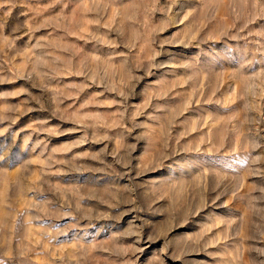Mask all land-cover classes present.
<instances>
[{"label": "rangeland", "instance_id": "1", "mask_svg": "<svg viewBox=\"0 0 264 264\" xmlns=\"http://www.w3.org/2000/svg\"><path fill=\"white\" fill-rule=\"evenodd\" d=\"M0 264H264V0H0Z\"/></svg>", "mask_w": 264, "mask_h": 264}]
</instances>
